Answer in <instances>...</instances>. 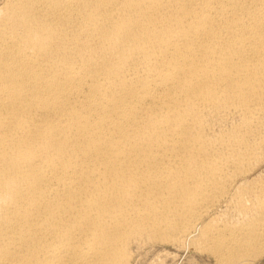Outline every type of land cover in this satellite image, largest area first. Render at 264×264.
<instances>
[{
  "label": "bare ground",
  "instance_id": "1",
  "mask_svg": "<svg viewBox=\"0 0 264 264\" xmlns=\"http://www.w3.org/2000/svg\"><path fill=\"white\" fill-rule=\"evenodd\" d=\"M146 245L264 255V0H2L0 264Z\"/></svg>",
  "mask_w": 264,
  "mask_h": 264
},
{
  "label": "rangeland",
  "instance_id": "2",
  "mask_svg": "<svg viewBox=\"0 0 264 264\" xmlns=\"http://www.w3.org/2000/svg\"><path fill=\"white\" fill-rule=\"evenodd\" d=\"M1 1L2 0H0V3H1ZM171 246L170 245H168V246H162V245H160V246L159 245L158 246H153V245L147 246L146 245V246L141 247L142 249H140V250H139L140 247L137 249L135 248V251L133 250L134 261L132 264H134V263L137 264L138 262H139V264H143V263L144 264H148V263L149 264H214V262L210 258V256L204 252L199 253L201 251H199V252L192 251V250L186 248V246H184V245H179V246L171 245ZM181 246L184 248H182ZM149 249H150V251H149ZM145 253L146 254L148 253V254L143 255ZM139 254H140V256L142 255L141 256L142 258L139 257ZM157 254H158V256L156 257ZM137 256L140 259L139 258L137 259ZM147 257H149V258L147 259ZM143 258L146 262L143 260ZM141 259H142V261H141ZM137 260H138V262H137ZM252 264H264V255L262 257H260L259 260H256Z\"/></svg>",
  "mask_w": 264,
  "mask_h": 264
}]
</instances>
